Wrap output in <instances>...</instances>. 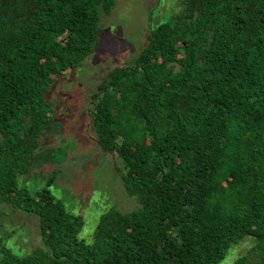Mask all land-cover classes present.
<instances>
[{"label": "trees", "instance_id": "1", "mask_svg": "<svg viewBox=\"0 0 264 264\" xmlns=\"http://www.w3.org/2000/svg\"><path fill=\"white\" fill-rule=\"evenodd\" d=\"M114 4L0 0V204L35 215L40 237L18 251L0 231V264H219L247 236L231 264H264V0H180L97 84L87 135L136 207L104 210L90 242L51 190L57 169L19 185L57 115L52 83L93 52Z\"/></svg>", "mask_w": 264, "mask_h": 264}, {"label": "rangeland", "instance_id": "2", "mask_svg": "<svg viewBox=\"0 0 264 264\" xmlns=\"http://www.w3.org/2000/svg\"><path fill=\"white\" fill-rule=\"evenodd\" d=\"M114 1L111 13L101 16L103 28L93 52L78 68L59 75L52 83L48 97L57 100V115L42 132L45 143L37 150L30 173L17 176L19 185L34 190L57 169L51 190L67 210L82 216L84 224L78 236L86 242L92 240L89 231L108 207L123 211L136 207L122 186L110 154L87 135L90 95L112 68L128 64L141 50L151 26L168 20L180 6V0ZM0 209L3 214L6 209L0 231L12 230L8 241L16 250L29 251L40 244L35 215L13 210L6 203L0 204ZM253 242L247 236L232 245L219 264H231Z\"/></svg>", "mask_w": 264, "mask_h": 264}]
</instances>
